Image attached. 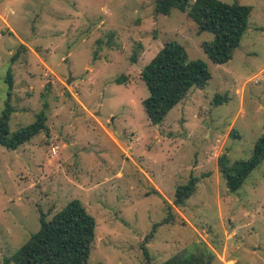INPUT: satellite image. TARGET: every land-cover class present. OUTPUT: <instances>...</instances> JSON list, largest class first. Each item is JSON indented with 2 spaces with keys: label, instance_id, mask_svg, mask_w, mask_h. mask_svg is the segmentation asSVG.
Segmentation results:
<instances>
[{
  "label": "rangeland",
  "instance_id": "obj_1",
  "mask_svg": "<svg viewBox=\"0 0 264 264\" xmlns=\"http://www.w3.org/2000/svg\"><path fill=\"white\" fill-rule=\"evenodd\" d=\"M221 1L251 12L219 64L202 47L212 33L186 11L155 12V0H0V114L9 100V135L47 116V131L13 150L0 145V264L39 228L40 212L49 219L73 199L96 221L88 264L201 251L208 264H264V160L236 191L218 167L222 153L247 159L264 133V0ZM171 40L211 78L152 124L140 71ZM190 176L194 193L173 204ZM169 204L175 222L145 240Z\"/></svg>",
  "mask_w": 264,
  "mask_h": 264
},
{
  "label": "trees",
  "instance_id": "obj_2",
  "mask_svg": "<svg viewBox=\"0 0 264 264\" xmlns=\"http://www.w3.org/2000/svg\"><path fill=\"white\" fill-rule=\"evenodd\" d=\"M186 11L199 26L200 31L212 33L210 41L202 47L214 63H225L232 58L241 38L248 28L251 7L238 2L221 0H155V12L169 14L171 10ZM148 96L142 100L144 112L152 124H159L165 115L196 86L203 88L211 78L207 64L200 59L188 60L183 45L175 40L166 42L140 71ZM8 94L12 78L7 71ZM117 83H122L117 79ZM216 103L223 101L216 96ZM13 108L6 100L0 114V145L13 150L29 141L41 131H47L46 113L41 110L34 121L9 135L8 122ZM264 160V133L254 142L247 159L229 163L227 155L218 157V167L229 191H236L250 172ZM197 177L176 187L173 204L182 205L195 191ZM158 192V191H157ZM171 205L168 214L152 227L145 240L152 237L157 224L175 222ZM96 221L78 199L69 201L49 219L39 214V228L2 264H88L90 249L95 238ZM143 254L149 258L146 246ZM210 255L201 252H179L157 264H208ZM96 264H102L98 262Z\"/></svg>",
  "mask_w": 264,
  "mask_h": 264
}]
</instances>
